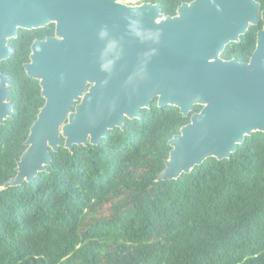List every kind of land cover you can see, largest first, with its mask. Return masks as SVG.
Instances as JSON below:
<instances>
[{"label":"trees","instance_id":"1","mask_svg":"<svg viewBox=\"0 0 264 264\" xmlns=\"http://www.w3.org/2000/svg\"><path fill=\"white\" fill-rule=\"evenodd\" d=\"M152 1L174 15L191 0ZM262 24L222 57L248 61ZM50 26L20 28L13 55L0 62L14 104L0 124V264H264V132L246 136L230 158L157 181L169 139L190 121L174 105L154 101L98 145H62L33 181L3 187L45 103L24 63Z\"/></svg>","mask_w":264,"mask_h":264},{"label":"water","instance_id":"2","mask_svg":"<svg viewBox=\"0 0 264 264\" xmlns=\"http://www.w3.org/2000/svg\"><path fill=\"white\" fill-rule=\"evenodd\" d=\"M263 21L248 61L222 53ZM54 22L35 39L27 74L45 99L3 187L33 181L63 145H98L153 99L190 121L173 135L157 181L178 178L209 157L230 158L253 132H264V8L258 0L183 1L174 15L161 4L124 0H0V62L18 30ZM12 79L0 72V124L13 115ZM201 105L199 111H194Z\"/></svg>","mask_w":264,"mask_h":264},{"label":"flooded vegetation","instance_id":"3","mask_svg":"<svg viewBox=\"0 0 264 264\" xmlns=\"http://www.w3.org/2000/svg\"><path fill=\"white\" fill-rule=\"evenodd\" d=\"M125 1V0H124ZM142 2H152V3H156V1L154 2V1H152V0H141V2H139V3H142ZM138 3V4H139ZM158 3H160V2H158ZM161 4V3H160ZM50 26V28L47 30V32L48 33H46V35L43 37V38H41V39H44V38H46L47 36H53V35H55V28H56V25H55V23L54 22H52V23H49V24H47L46 26H44V27H47V26ZM52 25H53V27H52ZM41 28H43V27H41ZM36 39H40V38H36ZM154 101H156L157 102V99H153L152 100V102H151V105L154 103ZM151 105H150V107H151ZM149 107V108H150Z\"/></svg>","mask_w":264,"mask_h":264},{"label":"rangeland","instance_id":"4","mask_svg":"<svg viewBox=\"0 0 264 264\" xmlns=\"http://www.w3.org/2000/svg\"><path fill=\"white\" fill-rule=\"evenodd\" d=\"M126 3L135 4L141 2V0H125Z\"/></svg>","mask_w":264,"mask_h":264}]
</instances>
